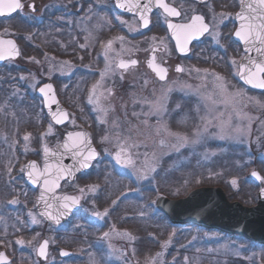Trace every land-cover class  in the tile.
<instances>
[{
  "label": "rangeland",
  "instance_id": "obj_1",
  "mask_svg": "<svg viewBox=\"0 0 264 264\" xmlns=\"http://www.w3.org/2000/svg\"><path fill=\"white\" fill-rule=\"evenodd\" d=\"M110 20V28L99 26L103 17L96 11L88 22L89 27H94V36L91 43V39H86L91 47L87 64H80L81 59L76 57L59 60L51 53H33L0 66V109H4L0 110V177H19L25 161L39 154L37 147L51 146L60 140L61 131L56 125L52 134H47L52 121L36 91L48 83L50 77L60 86L58 99L61 104L78 112L71 111L75 119L63 126V130L67 133L78 129V119L92 126L106 158V161H96L85 177L65 185V189L81 196L82 207L87 211L78 213L76 221L63 228L46 225L35 205L23 210L20 197H29L31 191L10 185L8 190L12 194L8 190L7 194L5 191L0 193V235L8 237L11 230L15 235L22 231L25 235V230L31 235L29 240L21 236L15 238L19 252L17 264H53L57 260V264H74L72 260L82 250L86 251L89 264H264V245L217 230L192 225L177 227L155 204L162 194L170 192L171 197L178 198L186 196L195 187L220 183L232 195L245 196L248 204L257 202L258 192L264 185L255 182L250 174L258 169L264 176V91H251L236 82L228 68H225L228 73H224L210 65L188 69L181 75L175 73L165 83H157L149 77L140 79L136 70L123 75L117 67L120 59H133L149 52L158 38V45L168 43L153 33L132 37L131 34L140 28L133 16L123 19L112 10ZM122 20L127 22L123 23L125 32L119 27ZM17 25L23 28L22 22ZM12 28L10 22H5L0 26V34L13 35L15 31ZM107 33L112 36L109 62L113 72L105 78L103 88L98 89V95L103 92L99 99L100 106L107 113L105 115V112L97 111L96 105L88 103V97L92 86L101 79L99 73L105 69L103 53L106 44L103 42ZM98 64L102 68L100 72L91 67ZM228 64L229 60L221 65ZM72 69L77 74L68 84L67 77ZM196 69L201 70L199 75ZM204 70L209 73L206 81L201 79ZM213 72L224 78L228 93H240L233 104L246 119L241 120L232 105L227 109L220 105L219 110L231 114L232 125L243 127L244 132L236 134L234 130H228L222 139L219 128L210 127L200 143H189L177 150L174 147L175 136L166 132L158 134L157 117L144 115L149 106L143 101H157L166 96L168 111L161 122L167 124L171 133L187 135L191 141L195 130L201 127L200 116L205 114L204 101L195 89L199 88L201 94L213 93L214 78L210 75ZM197 106L200 107L199 113ZM102 118L106 123H100ZM25 135H30V139L25 141ZM104 136H109L112 142L102 145L100 139ZM117 136L138 145L132 149L135 169L116 163ZM161 140L164 144L160 143ZM149 164L156 171L147 172V179H138L137 170L143 171ZM234 178L238 181L236 185L231 183ZM92 186H96L95 192L90 191ZM12 200L18 203L12 204ZM113 201L118 202L115 207ZM105 209L111 212L104 219L92 215ZM29 212L40 222L33 223ZM113 225L115 231H112ZM124 231L130 234L131 239L116 235V232ZM104 232H110L108 239L103 237ZM44 237L49 240L53 251L45 261H41L36 250ZM58 239L62 240L63 247L74 248L76 253L72 259L59 261L61 257L55 248ZM20 240L24 243H17ZM166 241L169 242L167 247H162ZM70 243L75 244L70 246ZM157 253L162 255L157 257Z\"/></svg>",
  "mask_w": 264,
  "mask_h": 264
},
{
  "label": "snow or ice",
  "instance_id": "obj_2",
  "mask_svg": "<svg viewBox=\"0 0 264 264\" xmlns=\"http://www.w3.org/2000/svg\"><path fill=\"white\" fill-rule=\"evenodd\" d=\"M238 5L240 11L235 16V19L238 21V27L234 32V37L242 42L246 55L242 57L241 63L238 64L233 58L229 60V64L234 69V75L239 77V79L245 84L253 88L264 89V0H238ZM116 6L125 12L133 13L137 16L143 28H148L151 24L153 10H161L164 22L166 23L167 28L171 30V36L175 39V46L182 54H186L190 50L189 46L191 43L198 40L206 33L215 39L216 44L220 43V25L217 24L215 20H213L210 25L203 14L197 13L190 15L187 21L173 23L169 18H180L183 13L178 10L177 7L167 2V0H116ZM28 7L33 12L35 11L34 3L29 4ZM24 8L25 4L22 0H0V16L10 17L14 13L22 12ZM226 15L228 14H220L221 23L224 21ZM121 23L127 22L122 20ZM120 39L123 40V38ZM81 47L85 46L81 45ZM111 50L112 42L109 41L103 53L106 62L105 69L99 73L101 79L92 86L88 97V103L96 105L97 111L105 112V115H107V113L105 109L100 106L99 99V96H102L103 92H100L98 95V89L103 88L105 78L109 73L113 72L112 65L109 62V53ZM20 54L19 47L15 40L6 39L0 34V60L18 57ZM154 61L155 57L153 56V62L149 63V67L153 69L161 81L166 80L168 69L157 65ZM137 63L138 61L136 60H131L130 62L121 60L117 67L126 70L129 67V64L136 65ZM176 71L184 72L185 69L182 66H177ZM195 71L198 75L201 72L199 69H196ZM208 75L209 73L207 70H204L201 79L206 81ZM210 75L214 78L213 84L215 91L213 93L201 94L199 88L195 89L196 93L200 94L204 101L205 114L200 116L201 127H198L195 130L194 139L191 141L187 135L171 133L168 130L167 124L161 122L164 114L168 111L166 107V96L157 101H143V103L149 106V111L144 113V115L146 117H157V123L159 126L156 131L158 134L160 132H166L169 136H175L176 143L174 147L177 150L187 146L189 143L193 145L200 143L202 139L205 138L204 134L208 133L210 127L219 128L221 133L220 138L222 139L228 130H234L236 134H243L244 132L243 127L232 125L231 114H226L225 111L219 110L220 105H224L226 109L232 105L234 111H236L233 101L240 96V93H228V86L224 78L214 72ZM21 79H23V77H21ZM33 87L35 88L36 85H33ZM185 87L189 89L192 88L191 85H186ZM38 91L43 96L44 103L46 104L52 121L48 125L47 134H52L55 125H63L66 122H70V114L59 106L57 97L54 94V87L51 83L40 86ZM54 105L56 106L55 110L53 109ZM179 107L180 106L177 105V108ZM197 112H200L199 106H197ZM236 115L241 120L246 119V116L239 111H236ZM144 122L147 124V120ZM100 123H106V120L102 118ZM23 139L25 141L29 140L30 135H25ZM110 142H112V140L109 136H104L100 139L102 145ZM160 143L164 144V140H161ZM136 147H138V145L130 143L129 139L117 136L115 140L116 150L114 156L116 163L127 168L135 169L136 160L134 159L132 149ZM101 151H103V149H101ZM43 152L46 159L42 169H40L37 163L33 161L27 165L26 168H22L21 172L24 173L26 171L27 179L31 181V183L41 186L38 197L39 204L42 206L40 216L53 222L55 225H60L65 218L87 211L81 206V197L58 194V190L61 187V180L66 179L68 176L74 178L75 171L93 166V162L99 160L101 152H98L93 146L86 133L78 131L67 132L66 140L59 144L56 150H51L45 145ZM108 155H111V153ZM47 157H54L55 163H49ZM65 158H70L73 163L71 165L64 164L63 160ZM149 171L155 172L156 169L153 165L149 164L145 170H137V178L147 179V172ZM251 175L261 181V184L264 185V176H261L255 171H253ZM231 183L232 185H236L238 181L234 178ZM80 191L83 192L84 190L81 189ZM90 191L95 192L96 186H92ZM261 193L264 194V186L261 187ZM11 203L16 204L18 201L12 200ZM117 203V201H113V206L115 207ZM109 211V209H105L103 212L95 211L92 215L104 219L109 215ZM29 215L32 217L33 223L40 222L36 219V216L33 213L29 212ZM80 227H83V225H80ZM112 231H115L114 225ZM116 235L131 239L130 234L126 231L116 232ZM103 237L108 239L110 237V232H104ZM17 243L23 244L24 241L20 240L17 241ZM168 243L169 242L166 241L162 247L166 248ZM48 245L49 241L44 240L43 244L38 249L39 256L46 258V249L48 248ZM62 255L68 256L70 253L64 251L62 252ZM160 255H162V253H157V257ZM0 262H3V264H10V261L7 260L4 253H0Z\"/></svg>",
  "mask_w": 264,
  "mask_h": 264
},
{
  "label": "flooded vegetation",
  "instance_id": "obj_3",
  "mask_svg": "<svg viewBox=\"0 0 264 264\" xmlns=\"http://www.w3.org/2000/svg\"><path fill=\"white\" fill-rule=\"evenodd\" d=\"M22 2L25 4V8L22 12L14 13L10 17L0 16V26L3 25V23L5 22H10L11 27H13L12 29L15 31H13V35L10 34L3 36L15 38L20 48V57L22 55H30L33 53L41 55L51 53L52 55L56 56V58L59 60H67L68 58H80V64H87L89 62V60H87L88 54H91V52H89V50H91V47L90 44H87L86 39H91V41L89 40V42L91 43L92 38L94 36L92 32L94 30V27H89L88 22H90L92 15L97 11L103 17V23H100L99 26H107L110 28V16L112 10L120 14L123 19H125L126 17L133 16L138 20L140 28L139 30L135 31L134 34H131L132 37L140 38L147 33H153L157 38L162 37L168 43V45H158V38V40L155 42V45L152 46V50H150L149 52L134 57L133 59L125 58L126 60L136 59L138 63L136 65H130L126 70L118 68L119 71L123 73V75H127L131 70H136L140 79L149 77L157 83H165L170 81L175 73L177 75H181L188 69L209 65L219 70L220 72L223 71L224 73H228V70L225 69L228 68L234 75V69L230 66V64H221L233 58L239 64L242 61V57L246 55L242 44L234 37V32L238 27V21L235 19V16L240 11L238 0H167V2L177 7V9L182 11L183 13L182 17L180 18H169V20L173 23L187 21L190 15L198 13L203 14L206 18V21L209 22L210 25L212 24L213 20H215V22L220 25L219 32L221 33V37L219 44H216L215 39L206 33L204 36L191 43V45L189 46L190 50L186 54L179 53L178 49L175 46V40L171 36L170 29L167 28L163 16L161 15V10L158 9L153 10V14L151 17L152 22L149 27L143 28L138 17L135 16L133 13L122 12L116 6L115 0H22ZM33 3L35 4L34 12L28 7L29 4ZM221 13L228 14L226 15L222 23L220 21ZM20 22H22L23 28L17 25ZM119 27L123 30V32L126 31V26L123 23H120ZM21 38H23V41L21 40ZM111 39L112 36L110 37V34L107 33L105 41L103 43L107 45L108 42L111 41ZM81 45H84L85 47H81ZM153 56L155 57L154 62L157 65L163 66L168 69L167 77L164 81H161L156 75V73L153 71V69L149 67V63L153 62ZM123 59L124 58L120 60ZM12 60L14 61L17 59H9L6 61L8 62ZM6 61L1 63L0 66L5 65L7 63ZM177 66H182L185 71H176ZM91 67L93 68V70L96 69V71H102V68L99 64L97 66L91 65ZM76 74V70L72 69L70 71L67 77L68 84L73 80ZM234 78L236 82H239L241 85L245 86V84L239 79V77L234 75ZM125 79L128 80L130 78L126 77ZM50 81L55 84L57 95L58 97H60V86L57 85V82L54 78L50 77L48 79V82ZM245 87L248 88L247 86ZM250 90L253 91L252 89ZM38 96L42 99L41 101L43 102L45 113L48 114L44 106L43 98L40 95ZM73 111L76 112V110ZM69 112L71 114L70 120L72 118L75 119V117L72 116L71 111ZM76 117L78 118L79 114ZM77 121L80 127H78V129H75L74 131H87L93 138L98 152H101L99 160L102 159L106 161V158L103 155V151H101L102 148L99 145L93 127L86 125L81 119H78ZM67 123L69 122H66L63 125H56L60 128L59 130L61 132L59 133H61V138L59 141L55 142L54 144H51V146L46 145L49 149L64 142L66 131H64L62 127L65 126ZM70 131L71 130H69V132ZM44 147H37V150L39 151L40 155L37 154L34 157L27 159L24 164L25 168L26 164L31 160L37 161L40 167L43 166V159L45 157V154L43 152ZM108 159L112 158L109 157ZM99 160H97V162ZM92 167L88 171L79 173L77 175V180L80 177H85L88 173H90ZM71 183L73 182H69L67 180L63 181L61 183L60 189L58 190V193H65L81 197L65 189V185ZM10 185L20 190L23 189L26 191L27 189L31 191L32 195H30L29 197H20L21 205H23V210L27 209L28 206L35 205L37 213L39 214L37 209V198L40 194L41 186L32 184L26 177V171L24 173H20L19 177H0V193H3L5 191L6 194L9 192L12 194V192L8 190L10 189ZM7 190L9 192H7ZM82 203L83 202L81 198V206ZM76 216L77 215L71 216L69 219H67L60 225H55L54 223L46 220L45 218H42L41 216L40 217L45 221L46 225L60 226V228H63L66 225L74 223L76 221ZM22 233L19 235H15V231L11 230V234L10 236L8 235V237L0 235V253L5 254L7 260L10 261V264H17L16 259L19 256V252L15 243V238L21 236L22 238L27 240H29V238L31 239V235L27 234L26 230L24 233L25 235H23ZM44 240L48 239L45 237L42 238L36 250L37 257L41 261L46 260V258L44 259L38 254V249L43 244ZM70 244V246H73L75 243ZM56 245L57 246L55 248L58 249V254L61 257V260L59 261L64 262L66 261V259H72V257L76 253V251H74V248L72 247H63L61 239L56 240ZM51 249L52 246L49 242L47 248V256L50 255L51 251H53ZM64 250H68L70 255H62V252ZM77 253V256L74 258V260H72L73 262L71 263L89 264L88 262H86L88 258L86 251L82 250ZM57 263L58 260L53 262V264ZM0 264H3V262H0Z\"/></svg>",
  "mask_w": 264,
  "mask_h": 264
},
{
  "label": "water",
  "instance_id": "obj_4",
  "mask_svg": "<svg viewBox=\"0 0 264 264\" xmlns=\"http://www.w3.org/2000/svg\"><path fill=\"white\" fill-rule=\"evenodd\" d=\"M120 10L122 12H125L122 9ZM4 38L15 40V38L13 37H4ZM15 42L18 45L16 40ZM240 43L242 44V42ZM18 58L19 56L14 57V58H8V59H18ZM8 59L0 60V64ZM123 61L130 62L131 60L123 59ZM130 65L131 64H129V66ZM48 83H51V82H48ZM43 85L44 84H42L41 86ZM245 85L254 90H259V91L264 90V89H259V88H253L247 84ZM37 92L43 98L42 94L38 90ZM54 94L57 97L59 106L63 108L66 112H68L67 108L64 107L59 101L58 96L56 94L55 87H54ZM44 106H45L46 111L48 112V109L45 103H44ZM55 108L56 106L54 105L53 109L55 110ZM78 132H83L88 135L87 132L82 131V130ZM88 137L90 138L89 135ZM65 140H66V134H65ZM90 141L93 144V141L91 138H90ZM58 145L50 149L56 150ZM93 146L95 147L94 144ZM45 159L46 157H44L43 159V166H44ZM47 159L49 163H55L54 157H47ZM33 161L35 160L29 161L26 164V166L29 165ZM35 162L39 166L38 162L37 161ZM63 163L66 165H71L73 162L70 158H65L63 160ZM43 166L42 167L39 166V168L42 169ZM89 169L90 167L87 169L77 170L74 173V178L71 176H68L66 177V179H62L60 183H62L65 180H68L70 182L75 181L79 173L88 171ZM253 171L261 175L259 170H253ZM251 177L255 182L257 183L261 182L257 180L255 177H253L252 175ZM58 194H61V193H58ZM67 195H70V194H67ZM156 206L162 212H164L174 224H178V225L192 224V225H197V226L208 228V229L220 230L228 234H240V235L247 237L248 239L252 241L264 244V194L261 193V188L258 192L257 202L252 205L244 204L243 202L239 200H231L222 186L205 185V186H200V187H196L192 189L186 196H183V197L172 198L169 196L162 195L157 199ZM37 209L40 214V211L42 210V206L39 204L38 198H37ZM70 217L71 216L62 220L61 224L65 222L67 219H69ZM64 251H67L69 253L68 250H64ZM46 253H47V249H46ZM42 258L45 259V257H42Z\"/></svg>",
  "mask_w": 264,
  "mask_h": 264
},
{
  "label": "trees",
  "instance_id": "obj_5",
  "mask_svg": "<svg viewBox=\"0 0 264 264\" xmlns=\"http://www.w3.org/2000/svg\"><path fill=\"white\" fill-rule=\"evenodd\" d=\"M257 158V157H256ZM221 185H223V186H225L223 183H220ZM226 188V187H225ZM226 191H227V189H226ZM227 193H228V195H229V197L231 198V199H234L235 197H237V200H240V201H242L243 203H246V204H248V202L244 199V197L245 196H237V195H232L229 191H227ZM168 195H170L171 196V194H170V192L169 193H167ZM246 196H248V195H246Z\"/></svg>",
  "mask_w": 264,
  "mask_h": 264
}]
</instances>
